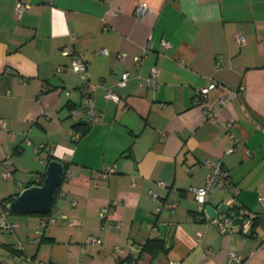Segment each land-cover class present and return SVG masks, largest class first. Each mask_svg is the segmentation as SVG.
Here are the masks:
<instances>
[{"label":"crops","instance_id":"1","mask_svg":"<svg viewBox=\"0 0 264 264\" xmlns=\"http://www.w3.org/2000/svg\"><path fill=\"white\" fill-rule=\"evenodd\" d=\"M19 1L30 4L20 17ZM142 3L149 9L137 15ZM69 45L85 52L98 84L100 118L86 130ZM203 87L206 104H196ZM52 158L73 172L59 190L67 195L58 192L46 215L12 212L15 227L0 228V264H264V0H0V213L44 179ZM218 163L236 207L254 220L248 233L196 213L192 188ZM230 198L214 188L207 203ZM57 212L62 219L44 225ZM150 239L159 243L149 259Z\"/></svg>","mask_w":264,"mask_h":264},{"label":"built area","instance_id":"2","mask_svg":"<svg viewBox=\"0 0 264 264\" xmlns=\"http://www.w3.org/2000/svg\"><path fill=\"white\" fill-rule=\"evenodd\" d=\"M53 1V0H50ZM30 7V4L24 3L19 1L16 4V15L20 17L28 8ZM149 7L142 3L139 4L136 7V14L137 15H143L148 11ZM163 44L165 46H169V41L163 40ZM147 49V47L145 48ZM65 53L71 57V67L74 69V71L80 73L83 83L81 85V90L83 93L84 97V102H85V113L87 115V123L89 125L93 124L95 121H97L100 118V111L97 107L96 104V99H95V91L98 87L97 83H94L90 80L87 69L89 66L88 60L86 58V54L82 50H78L74 45H69L65 48ZM143 58V55H138L136 56V61L139 62ZM159 74V68L154 67L151 70L150 77L148 78V84L157 87L158 82H157V76ZM129 80V73H123L122 79L120 81V86H126ZM211 87H203L200 88L196 91L194 100L196 104H201L204 103L206 104L207 98L209 96ZM107 96L111 99H113L116 102H119L120 100V95L116 93L112 89H108L107 91ZM226 96L222 97V102L226 100ZM74 113H77L76 110H74ZM232 126V122L229 123V127ZM209 164V163H208ZM4 166H5V172H4V178L9 179L12 175L13 168H12V161L10 157H6L4 159ZM112 171H115V168L111 169ZM68 176H72L73 172L66 173ZM214 188H220L225 192H229L231 194V198L228 200V204L230 205H236V193L237 189L235 187V184L231 180L230 173L228 170H225L220 163L211 165V170L207 175L205 184L200 186V187H194L192 188V193L194 194L196 200H197V207H196V212L201 215H207L205 212V205L207 203L208 195L209 193L214 189ZM152 194L155 198H158L159 195L156 191H152ZM67 193L65 191L59 192L60 197H66ZM260 202L264 206V195L259 197ZM75 202V200L73 201ZM174 205H172L173 207ZM162 206L158 207V210H161ZM110 210V206H105L102 211L103 218H107L108 211ZM242 214H246L243 209H240ZM12 212L8 208H3L0 213V228L1 229H13L15 227V223L11 221L10 216ZM63 215L60 212H57L54 215H51L49 217V220L44 222V225L47 226L48 222H58L62 219ZM221 229H227L226 224L224 221H221L219 218H214L212 219ZM253 218L251 217H246V221L242 226V231L244 232H249L251 230V227L253 225ZM115 226L120 227L121 223L117 222L115 223ZM104 228L107 230H110L112 228V225L110 222H105L104 221ZM42 231L37 230L36 235H41ZM202 233H199L198 238H202ZM40 237V236H38ZM39 239V238H38ZM88 242L90 243H101V240L94 236L90 235L88 238ZM230 259L234 261H240L242 262V256L238 254L237 252L232 251L230 253ZM31 262V259H30ZM173 264H177V261L174 262Z\"/></svg>","mask_w":264,"mask_h":264},{"label":"water","instance_id":"3","mask_svg":"<svg viewBox=\"0 0 264 264\" xmlns=\"http://www.w3.org/2000/svg\"><path fill=\"white\" fill-rule=\"evenodd\" d=\"M65 172L66 163L64 161L58 158L50 159L43 181L26 186L15 199L7 204V208L15 214H49L53 209L56 191L62 183ZM205 212L210 219L219 218L224 222L230 219V228H238L240 231L248 217L247 214H242L236 205L228 204V201L222 202L218 207L206 203ZM220 214L224 215L220 216Z\"/></svg>","mask_w":264,"mask_h":264},{"label":"trees","instance_id":"4","mask_svg":"<svg viewBox=\"0 0 264 264\" xmlns=\"http://www.w3.org/2000/svg\"><path fill=\"white\" fill-rule=\"evenodd\" d=\"M82 126H83L82 129H83V130H86V129L89 128L90 125L86 122V123L83 124ZM67 169H68V165L66 164V172H65V174H64V176H63L62 182H63V180H64V178H65V176H66ZM42 181H43V180L41 179V180H40L39 182H37V183H41ZM32 182H35V181H32ZM32 184H33V183H32ZM60 188H61V185H60V187L58 188V190L56 191V197H57V194H58ZM8 200L11 201V199H8ZM55 200H56V199H55ZM4 205L7 206L6 202H4ZM196 213H197V212H196ZM197 215H199V217H201V218H206V217H207V216H205V215H201V214H198V213H197ZM158 241H159L158 239H150L145 245H143V247H142V254L150 259L151 256L154 255V254L152 253L153 246H154L155 244L157 245V244L159 243ZM11 250L14 251V250H16V249L11 248ZM153 250H154V249H153ZM15 253H17V252H15ZM134 264H147V263H144V262L140 261L139 259H137V260L134 261Z\"/></svg>","mask_w":264,"mask_h":264},{"label":"rangeland","instance_id":"5","mask_svg":"<svg viewBox=\"0 0 264 264\" xmlns=\"http://www.w3.org/2000/svg\"><path fill=\"white\" fill-rule=\"evenodd\" d=\"M3 179V178H2Z\"/></svg>","mask_w":264,"mask_h":264}]
</instances>
